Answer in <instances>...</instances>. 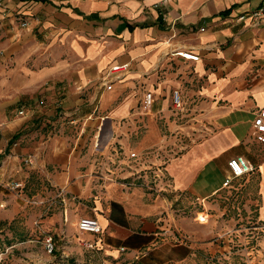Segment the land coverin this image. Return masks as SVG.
I'll return each mask as SVG.
<instances>
[{"label":"crops","instance_id":"crops-1","mask_svg":"<svg viewBox=\"0 0 264 264\" xmlns=\"http://www.w3.org/2000/svg\"><path fill=\"white\" fill-rule=\"evenodd\" d=\"M262 6L264 0H0V122L28 100L48 122L42 129L53 126L31 161L66 198V219H95L108 249L150 250L162 202L149 204L141 184L132 183L131 166L124 167L128 152L158 138L155 124L131 135L130 114L145 91L162 115L171 92H180L210 130L178 156L151 161L170 192L204 201L223 188L226 161L241 155L254 166L264 219V144L252 136L254 116L264 120V16L257 24L248 16ZM172 49L198 59L171 56ZM122 62L129 69L104 89V69ZM21 65L25 78L16 81ZM30 118L11 117L12 129ZM109 147L122 156L95 154Z\"/></svg>","mask_w":264,"mask_h":264},{"label":"rangeland","instance_id":"rangeland-1","mask_svg":"<svg viewBox=\"0 0 264 264\" xmlns=\"http://www.w3.org/2000/svg\"><path fill=\"white\" fill-rule=\"evenodd\" d=\"M26 70L21 65L16 81L25 78ZM177 94L178 106L171 92L166 114H155L153 108L142 114L140 102L130 114L131 135H142L147 126L155 124L158 138L141 152L131 150L134 156L128 157L130 162L124 167L131 166L132 183L141 184L149 204L162 202L153 219L157 238L148 244L150 250L136 252L113 245L108 249L98 241L100 232L87 237L77 229L78 219H66V198L33 169L31 161L37 143L48 141L49 133H54L53 126L42 129L48 122L35 112L36 107L30 108L33 104L28 100L15 104L17 110L0 122V264H264V219L257 212L254 172L231 179L203 201L185 192L171 193L160 166L151 162L178 156L210 131L197 117L198 111ZM27 114L31 123L13 130L11 117ZM16 132L22 136L12 139ZM22 138L25 142L19 147ZM107 154L119 159L121 148L109 147L101 157ZM141 165L145 167L139 169ZM172 247L178 251L172 252Z\"/></svg>","mask_w":264,"mask_h":264},{"label":"built area","instance_id":"built-area-1","mask_svg":"<svg viewBox=\"0 0 264 264\" xmlns=\"http://www.w3.org/2000/svg\"><path fill=\"white\" fill-rule=\"evenodd\" d=\"M252 20L253 24L259 23L264 16V6L260 7L257 10H253L248 15ZM242 19L243 16L238 17ZM23 26L26 25V22L21 23ZM169 55H176L184 60L196 61L198 59V55L195 53L190 52L186 49H172L168 52ZM129 69V65L127 62L122 63H114L107 66L101 77H100V84L104 87V89L109 90L111 89L112 83L114 81L119 80L123 73ZM172 101L176 106H178V94L177 91H172ZM153 103V95L149 91H145L143 96L140 99V112L142 114L148 113L151 109V105ZM252 136L253 138L259 142L264 144V120L262 119L261 115H255L252 120ZM115 150L113 149L112 152ZM98 156L102 155V151L98 150ZM134 153H128V157H133ZM113 158V156L111 157ZM114 160L117 159V155L114 156ZM226 166L228 170V174L225 176L222 186H227L229 181L233 178H237L243 176L244 174L252 171L254 166L243 156L236 155L229 158L226 161ZM160 173V172H159ZM161 175V174H160ZM158 175V177L160 176ZM77 229L81 232H89V233H98L99 232V225L93 218H86L82 217L79 218L77 221ZM48 248H50V244L48 243Z\"/></svg>","mask_w":264,"mask_h":264},{"label":"trees","instance_id":"trees-1","mask_svg":"<svg viewBox=\"0 0 264 264\" xmlns=\"http://www.w3.org/2000/svg\"><path fill=\"white\" fill-rule=\"evenodd\" d=\"M19 136V133L16 132L15 134L12 135V139H16ZM12 139L10 140V142L8 143V146L10 145V143L12 142ZM176 251H178V248H174Z\"/></svg>","mask_w":264,"mask_h":264}]
</instances>
